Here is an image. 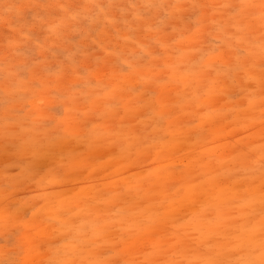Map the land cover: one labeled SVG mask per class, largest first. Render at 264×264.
I'll return each instance as SVG.
<instances>
[{
  "label": "rangeland",
  "instance_id": "1",
  "mask_svg": "<svg viewBox=\"0 0 264 264\" xmlns=\"http://www.w3.org/2000/svg\"><path fill=\"white\" fill-rule=\"evenodd\" d=\"M260 4L0 0V264H260Z\"/></svg>",
  "mask_w": 264,
  "mask_h": 264
},
{
  "label": "snow or ice",
  "instance_id": "2",
  "mask_svg": "<svg viewBox=\"0 0 264 264\" xmlns=\"http://www.w3.org/2000/svg\"><path fill=\"white\" fill-rule=\"evenodd\" d=\"M224 7H230V6L225 5ZM260 7L262 9V18H264V0H261ZM213 55H216L215 49H212L209 52V57ZM208 67H212L211 62L209 63ZM261 232H262V239H261V257L262 258H261L260 264H264V218H262ZM204 264H226V262L208 260V261H205Z\"/></svg>",
  "mask_w": 264,
  "mask_h": 264
},
{
  "label": "bare ground",
  "instance_id": "3",
  "mask_svg": "<svg viewBox=\"0 0 264 264\" xmlns=\"http://www.w3.org/2000/svg\"><path fill=\"white\" fill-rule=\"evenodd\" d=\"M260 233H262L261 231H259ZM261 235V234H260Z\"/></svg>",
  "mask_w": 264,
  "mask_h": 264
}]
</instances>
